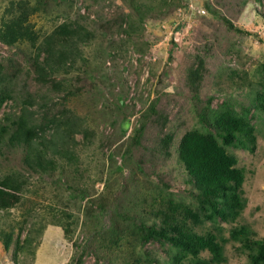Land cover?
Returning a JSON list of instances; mask_svg holds the SVG:
<instances>
[{"label":"rangeland","instance_id":"374dc122","mask_svg":"<svg viewBox=\"0 0 264 264\" xmlns=\"http://www.w3.org/2000/svg\"><path fill=\"white\" fill-rule=\"evenodd\" d=\"M21 9L32 11L27 23L37 35L68 19L91 38L81 58L55 76L60 90L36 80L27 42L0 40V92L10 95L0 118L18 113L23 101L35 114L46 107L70 151L55 156V170L40 177L28 175L22 150L3 146L0 173L17 168L28 182L22 202L0 212V230L25 217L33 233L43 228L24 250L15 242L24 244L26 229L7 248L0 240V264H194L166 241L142 243L129 218L113 212L105 225L111 205L159 226V210L170 201L191 209L186 229L228 239L224 262L210 264H248L229 229L243 225L264 236V111L249 105L258 101L256 91L264 92V0H0V30ZM228 105L249 112L256 137L253 151L227 148L245 176L246 204L233 223L198 213L197 191L176 153L186 130L209 129L213 111ZM165 133L172 134L168 154L159 147Z\"/></svg>","mask_w":264,"mask_h":264},{"label":"trees","instance_id":"16d2710c","mask_svg":"<svg viewBox=\"0 0 264 264\" xmlns=\"http://www.w3.org/2000/svg\"><path fill=\"white\" fill-rule=\"evenodd\" d=\"M31 12L21 9L18 15L9 20H3L0 40L8 46H13L17 42H27L33 48L32 67L36 80L43 83L49 80L52 86L60 90L63 85L59 80L54 79L55 76L63 66L72 65L73 61L81 58V46L88 44L91 32L76 21L67 19L42 37L37 35V32L27 23ZM224 21L237 32H242L227 18L224 17ZM171 42L177 45L173 39ZM262 67L264 68V64ZM193 73L198 75L197 71H191L189 76ZM256 98L258 101L249 105L264 111V92L256 91ZM7 99H10V95L1 91L0 107ZM29 103L30 101H23L18 113L10 115L9 112H5L0 118V157L5 156L3 146L18 148L22 150L23 166L28 171V175L41 177L42 174L47 175L55 170V156L63 152L67 154L70 151H66L64 141L61 140V133H57L60 121L56 117L50 118L46 107L44 110L41 109L43 116L39 114L40 111L35 114L37 111H31ZM213 112L207 123L209 129L192 128L181 135L176 147L177 159L186 170L190 182L193 181L197 191L198 213L208 218L218 216L224 222L233 223L241 215L246 204L242 192L245 176L244 170L237 166L236 156L227 148L235 145L253 151L256 143L255 127L249 123L250 117L246 115L249 112L246 109L236 111L228 105ZM39 116L41 118L38 120ZM49 129L53 130V133L48 135L46 131ZM69 131L71 132L70 129L66 130V135H70ZM171 141L172 134L165 133L159 141L160 151L168 154ZM71 156L69 155L68 158ZM27 177L17 168L0 173V212H8L22 202L28 182ZM103 205V202L98 204L99 207ZM114 209L111 205L105 209L104 215L107 219L105 225L110 223L113 212L117 213L115 217L118 215L121 218H129L134 225L133 235L137 236L142 243L151 240L166 241L171 246H178L181 249V258L191 256L194 264H210L225 260L223 248L227 238H221L220 233L219 236L210 231L196 233L193 228H185L184 220H188L190 216L193 217L190 208L176 206L171 201L167 202L162 210H159V226L153 223L148 225L144 220L138 221ZM207 212L209 214H206ZM27 221L25 217L16 225L10 226V230H0V240L4 247L7 248L14 235L20 236L24 229L27 231L22 241L24 244H21L18 238L15 242L18 250L29 248L32 241L37 244L36 236L41 233L43 225H38L33 233V229L26 225ZM30 222L31 225L35 224L34 221ZM229 236L239 243V249L247 257L248 264H264V236L254 237L243 225H233L229 229ZM83 249L89 250L90 247ZM203 252L210 256L201 257ZM14 259L16 260L15 257Z\"/></svg>","mask_w":264,"mask_h":264}]
</instances>
